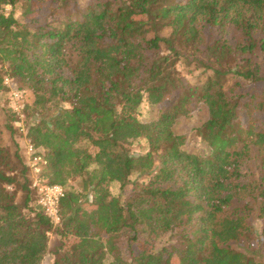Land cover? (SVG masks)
Wrapping results in <instances>:
<instances>
[{"label":"trees","instance_id":"trees-1","mask_svg":"<svg viewBox=\"0 0 264 264\" xmlns=\"http://www.w3.org/2000/svg\"><path fill=\"white\" fill-rule=\"evenodd\" d=\"M139 17L153 36L131 32ZM6 77L37 117L13 157L28 141L64 189L53 264H264V91H243L264 83V0H0V88ZM200 107L205 150L190 153L175 127ZM138 138L151 151L131 154ZM11 159L0 146V264H42L53 225ZM133 175L149 179L122 204L109 184Z\"/></svg>","mask_w":264,"mask_h":264},{"label":"rangeland","instance_id":"rangeland-1","mask_svg":"<svg viewBox=\"0 0 264 264\" xmlns=\"http://www.w3.org/2000/svg\"><path fill=\"white\" fill-rule=\"evenodd\" d=\"M80 7H85L88 4V0H78ZM32 9L31 5L24 4L23 8L20 6L16 8V15L20 18V14L24 12L26 9ZM10 7H6V11H9ZM129 28L131 32H142L145 33L147 36H153L154 31L152 28V22L148 17H139L128 21ZM162 50L165 49L163 48ZM182 75L186 78L189 83H196V80L199 78L197 74H189L185 69L180 68ZM15 83V81H14ZM16 86V83H15ZM17 87V86H16ZM243 91L260 94L264 91V83H257V84H249L246 86ZM23 108L21 110V116L18 117L14 115L10 108V101H9V92L7 89L1 87L0 88V146L5 148L10 156H11V163H12V170L6 172L9 177H14L20 184H23L24 181L27 179V187H30L31 177L32 175L30 172L28 173L25 171L26 168V156L21 157V162H17L16 159L13 157V154L16 151L15 145L17 142H22L24 133L26 132V128L31 121L37 120V117L33 115L31 105L33 102V97L30 95L28 91L24 92L23 94ZM26 105V106H25ZM137 119L140 122H149L151 119L156 117V109L150 107L146 102H143L139 109H138ZM205 113L202 107L198 108L191 116L189 120H181L178 125L175 127L176 133L185 134L187 135V143L184 149L190 153H202L205 148L202 143H200L199 139L196 137V133L193 130L198 125H201L204 121ZM19 121L23 132L20 128L15 126V123ZM11 127L14 131L11 132L10 130L6 129V127ZM130 153L133 155H143L148 151H151L150 146L148 145L147 141L143 138H138L132 141L131 144L127 145ZM18 152V151H17ZM47 171L45 172V174ZM45 177V176H44ZM149 176L146 175H133L131 176L127 183L125 184L124 189L120 188V185L117 182H112L109 184V191L111 196L119 198L120 202L123 204L125 198L131 194L133 189L134 182H147ZM45 181L48 180L45 178ZM67 190L79 191V180L75 179L74 181H68L65 184ZM12 188L10 189V191ZM31 197V195H30ZM25 198V192L18 191L16 201L18 203H22ZM34 198V196H33ZM29 209L35 207L34 202L29 203ZM254 232L255 234H259L262 228L261 221L256 220L253 223ZM53 229L49 233V253L44 258L42 264H53L55 260V249L58 247L64 239H62L59 235L56 234L54 231L55 227L52 226ZM255 238L258 240V236L255 235ZM173 242V239L170 235H164L160 241L156 245V249H159L163 245H168Z\"/></svg>","mask_w":264,"mask_h":264},{"label":"built area","instance_id":"built-area-1","mask_svg":"<svg viewBox=\"0 0 264 264\" xmlns=\"http://www.w3.org/2000/svg\"><path fill=\"white\" fill-rule=\"evenodd\" d=\"M3 86L9 92L10 108L14 115L21 116L23 108V95L17 89L13 79L6 77L3 80ZM15 126L20 128L23 132L19 121ZM26 165L32 175L30 188H32L37 196L36 203L42 209L44 216L50 221L53 226H57L60 222L59 217V202L64 196V189L58 184H49L45 181L44 173L47 167V161L39 154L36 148L26 141L25 144ZM8 190L11 187H7Z\"/></svg>","mask_w":264,"mask_h":264}]
</instances>
